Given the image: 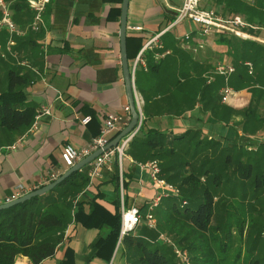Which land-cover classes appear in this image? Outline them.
Wrapping results in <instances>:
<instances>
[{
  "label": "trees",
  "instance_id": "trees-1",
  "mask_svg": "<svg viewBox=\"0 0 264 264\" xmlns=\"http://www.w3.org/2000/svg\"><path fill=\"white\" fill-rule=\"evenodd\" d=\"M200 4L202 8L223 4L224 13L243 14L249 23L264 27V0H205L204 4L201 0ZM25 5V0H16L11 8ZM109 12L117 19L120 9L113 7ZM174 18L175 14L166 19L165 25ZM170 37L165 33L161 39L164 43ZM146 39L140 34L126 36L129 59L135 58ZM216 41L225 45L233 58L235 71L228 79L229 86L235 91L249 89V103L242 109L222 103L218 94L224 83L221 76H216L209 84L202 82L197 90L194 84L188 86L177 79L172 84L173 96H166L168 108L164 111L149 103L155 94L154 97L143 96L141 125L125 150L135 163L155 162L159 169L157 176L179 191L164 197L154 209L155 227L148 228L142 221L117 245L120 173L126 206L125 191L132 174L124 171L123 160L119 170L114 158L110 181L116 198L112 208L98 200L100 193L87 191L89 176L82 169L46 193L0 210V264H15L18 256L26 257L31 264H74L73 249L66 243L72 224L97 231L86 260L97 257L114 264L116 252L120 251L124 264H185L177 258L175 248L186 253L187 264H261L260 251L264 250V45L225 34H218ZM145 55L149 75L167 59L155 63L150 53L145 52ZM244 60L253 64L251 75L241 64ZM5 81V88L0 90V145L11 143L15 136L29 129L35 114V109L25 101L26 78L8 69ZM190 90L194 91L193 95L189 94ZM195 104L208 111V122L230 126L231 136L221 132L219 138L209 137L201 127L175 134L146 125L149 118L160 114L184 117L186 109H193ZM87 113L89 123L95 115L91 108L85 107L84 115ZM234 116L240 117L239 122L229 125ZM67 226L69 232L64 236ZM57 251L62 252V257L52 263Z\"/></svg>",
  "mask_w": 264,
  "mask_h": 264
},
{
  "label": "crops",
  "instance_id": "crops-1",
  "mask_svg": "<svg viewBox=\"0 0 264 264\" xmlns=\"http://www.w3.org/2000/svg\"><path fill=\"white\" fill-rule=\"evenodd\" d=\"M6 1L11 8L16 0ZM120 4L106 0H49L43 13V28L37 33L18 38L14 48L18 59L28 61L39 75L5 52L6 34L0 32V90L5 88V73L11 69L26 78V103L35 110L40 105H46L50 110L49 115L40 118L35 129H27L15 136L11 143L0 145V204L6 203L5 198L19 183L32 191L46 185L44 182L52 173H58L59 177L67 170L60 158L63 146L70 144L76 149L84 147L98 134L108 114H122L123 106L128 105L120 63L119 17L116 19L109 12L113 7L120 9ZM179 5L180 0H129L126 35L140 34L149 39L168 26L165 25L166 19L176 15ZM214 6L204 9H212L222 16L238 15L245 20L243 14L224 13L223 4ZM11 13L19 26H25L31 19V12L26 5L23 8H11ZM135 26L141 27V30H131ZM165 33L171 35L164 43L160 38L164 47L170 50L166 61L155 73L149 75L148 67L146 70L138 67L134 74V88L142 99L141 113L143 96L155 94L149 103L157 110L164 111L168 108L166 96H173L172 84L175 80L186 82L188 86L194 84L197 90L202 82L209 84L214 81L216 76L211 82L207 81V76L211 75L216 62L233 61L228 48L217 43L218 34L202 37L191 21L175 24ZM253 34L264 40V32ZM255 42L264 45L261 41ZM127 59L131 66L134 58L129 59L127 56ZM143 59L146 62L145 53ZM189 94L193 95L194 91L190 90ZM250 99L249 89L234 90L231 102L227 105L242 109ZM85 107L91 108L95 117L91 122L82 124L81 119L90 116L89 113L84 115ZM185 112L184 117L170 114L153 116L146 121V125L175 134L188 128L201 127L209 137L213 135L219 138L221 132L224 136H231L230 126L221 122H208V111H204L199 104ZM239 120V116H234L229 125ZM123 127V124H119L110 138ZM18 141L19 144L16 143ZM122 160L126 174H132V179L127 181L126 203L144 210L158 188L151 180L148 169L139 167V163L132 161L127 154ZM111 161L100 169V175L87 188L92 194L100 193L98 200L107 208H112V201L116 198L114 185L110 181ZM82 169L88 173L90 163L79 170ZM70 228L71 235L66 243L73 249L74 264H107L97 257L86 260L90 244L97 237L95 229L80 224H72ZM61 253L57 251L51 262L60 259ZM19 261L31 264L23 256H18L15 264ZM114 264H124L120 251L116 252Z\"/></svg>",
  "mask_w": 264,
  "mask_h": 264
},
{
  "label": "built area",
  "instance_id": "built-area-1",
  "mask_svg": "<svg viewBox=\"0 0 264 264\" xmlns=\"http://www.w3.org/2000/svg\"><path fill=\"white\" fill-rule=\"evenodd\" d=\"M25 1L27 8L31 12V19L25 26H19L13 20L10 3L6 0H0V32H4L6 34L4 45L5 52L10 57H13L15 60H17L19 64L28 67L36 75H39V72L34 67L30 66L28 61L18 59L14 48L16 46V41L18 38L25 37L28 33H37L43 28V13L49 0ZM185 20L191 21L197 27L198 34L202 37L210 36L214 33H222L225 35L234 36L241 40H254L264 43V40L253 34V32L257 31L264 32V27L248 23L238 15L222 16L217 14L212 9H204L200 6V0H180V5L177 9L174 20L162 31H159L158 33L147 39L135 56L134 61L130 67L133 78L138 67H142L144 70L147 69L146 62L143 59V55L146 51H149L151 53L152 59L155 63L164 59L170 54V50L164 47L160 38L163 33H165V31H167L171 26ZM131 30L140 31L141 27H131ZM241 64L246 68L247 74L251 75L253 73V64L251 61L244 60ZM234 71L235 66L232 62L221 60L215 63L212 68L211 75L207 76L208 82H211L214 79V76H221L223 78L224 83L219 89V97L222 103L230 104L231 102V97L234 94V90L231 86H229L228 79L234 73ZM132 86L134 98L137 106L140 108L141 113L142 99L135 90L134 83H132ZM122 112V114H108L98 134L94 138H92V140L84 147L76 149L70 144H65L60 154L63 166L67 169L73 166L79 159L86 157L87 155L98 149H101L102 152L90 162V170L88 172L89 183L91 184L93 179L100 175V169L103 166L109 164L113 157L117 159L120 170L121 161L126 156L125 150L127 149L129 142L137 134L141 125L140 121L137 127L126 137L122 138L117 146L103 150V147L107 145L111 135L116 131L118 125L123 124V126H125L128 123L130 118L128 105L123 106ZM49 114V107L46 105H40L35 110L34 118L29 127V130L35 129L40 118ZM89 119V116H85L81 119L80 122L82 124H86ZM16 143L19 144L20 142L18 141ZM138 165L141 168L148 169L149 176L155 186L158 188V192L150 200L143 212L135 205L126 206L124 203V191L122 188L120 173V228L117 245L123 236L133 231L142 221L145 222L148 228H154L156 225V219L153 215L154 209H156V207L160 204V201L164 197H167L170 194L179 193L178 189L175 186L166 183L163 179L157 176L159 169L155 162L151 161L139 163ZM57 174L58 173H52L51 175H49L47 181H45L44 184L55 180L58 177ZM29 191V188L19 183L13 187L12 192L5 198V202H11L28 193ZM67 233L68 227L64 231V236H66ZM160 237L164 239L162 235H160ZM165 241L168 242V240ZM174 253L176 254L177 258L187 264L186 253L180 252L175 248ZM110 263L111 262H109V264Z\"/></svg>",
  "mask_w": 264,
  "mask_h": 264
},
{
  "label": "water",
  "instance_id": "water-1",
  "mask_svg": "<svg viewBox=\"0 0 264 264\" xmlns=\"http://www.w3.org/2000/svg\"><path fill=\"white\" fill-rule=\"evenodd\" d=\"M128 2L129 0H121L120 4V16H119V43H120V63H121V70H122V77L123 82L125 86V93H126V99L129 107V121L128 123L116 133V135L103 147V150L112 148L117 146V144L120 142V140L124 137H126L130 132H132L137 125L142 121L140 108L137 106L135 98H134V92H133V77L131 74L130 65L128 63L127 59V52H126V32H127V9H128ZM102 152L101 149H98L91 154L87 155L77 163H75L73 166L67 168V170L62 173L58 178L51 181L50 183H47L46 185H43L39 188H36L19 198L0 204V210L9 208L13 205L22 203L26 200H29L33 197H37L39 195H42L51 189H53L56 185L61 183L65 178H67L70 174L78 171L81 167L84 165L90 163L98 154Z\"/></svg>",
  "mask_w": 264,
  "mask_h": 264
},
{
  "label": "rangeland",
  "instance_id": "rangeland-1",
  "mask_svg": "<svg viewBox=\"0 0 264 264\" xmlns=\"http://www.w3.org/2000/svg\"><path fill=\"white\" fill-rule=\"evenodd\" d=\"M205 0H202V4H204ZM210 7V6H209ZM215 7V6H214ZM213 7V8H214ZM2 33V32H1ZM208 41H211V40H208ZM206 42V41H205ZM217 58V57H216ZM215 59V58H214ZM261 244V243H260ZM262 249V248H261ZM260 258H261V264H263L264 262V250L260 251ZM16 264H27V263H24V262H16Z\"/></svg>",
  "mask_w": 264,
  "mask_h": 264
}]
</instances>
